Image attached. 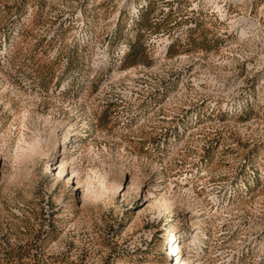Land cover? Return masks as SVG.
<instances>
[{
  "label": "rangeland",
  "instance_id": "obj_1",
  "mask_svg": "<svg viewBox=\"0 0 264 264\" xmlns=\"http://www.w3.org/2000/svg\"><path fill=\"white\" fill-rule=\"evenodd\" d=\"M0 264H264V0H0Z\"/></svg>",
  "mask_w": 264,
  "mask_h": 264
}]
</instances>
